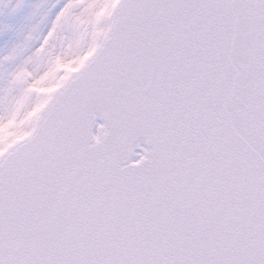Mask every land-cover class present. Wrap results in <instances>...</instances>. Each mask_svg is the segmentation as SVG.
Here are the masks:
<instances>
[{"label": "snow or ice", "instance_id": "obj_1", "mask_svg": "<svg viewBox=\"0 0 264 264\" xmlns=\"http://www.w3.org/2000/svg\"><path fill=\"white\" fill-rule=\"evenodd\" d=\"M0 17V264H264V0Z\"/></svg>", "mask_w": 264, "mask_h": 264}, {"label": "bare ground", "instance_id": "obj_2", "mask_svg": "<svg viewBox=\"0 0 264 264\" xmlns=\"http://www.w3.org/2000/svg\"><path fill=\"white\" fill-rule=\"evenodd\" d=\"M30 1V3H34L35 2V0H29ZM0 18H2V17H0Z\"/></svg>", "mask_w": 264, "mask_h": 264}, {"label": "rangeland", "instance_id": "obj_3", "mask_svg": "<svg viewBox=\"0 0 264 264\" xmlns=\"http://www.w3.org/2000/svg\"><path fill=\"white\" fill-rule=\"evenodd\" d=\"M13 2H15V0H13ZM28 2L30 3V1L28 0Z\"/></svg>", "mask_w": 264, "mask_h": 264}]
</instances>
